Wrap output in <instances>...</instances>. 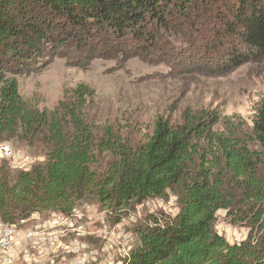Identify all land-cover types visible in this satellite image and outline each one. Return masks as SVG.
<instances>
[{
    "label": "trees",
    "instance_id": "obj_1",
    "mask_svg": "<svg viewBox=\"0 0 264 264\" xmlns=\"http://www.w3.org/2000/svg\"><path fill=\"white\" fill-rule=\"evenodd\" d=\"M197 44L221 50L215 63L229 70L264 59V0H0V141L44 156L14 174L0 164V222L68 217L79 203H92L118 224L170 193L177 213L136 227L138 243L120 264H264V100L251 130L216 111L186 109L175 123L157 119L134 144L110 125L91 124L86 86L41 111L18 92L16 76L55 58L167 62L178 47ZM233 210L242 216L231 224L249 231L229 244L213 226L217 212Z\"/></svg>",
    "mask_w": 264,
    "mask_h": 264
},
{
    "label": "rangeland",
    "instance_id": "obj_2",
    "mask_svg": "<svg viewBox=\"0 0 264 264\" xmlns=\"http://www.w3.org/2000/svg\"><path fill=\"white\" fill-rule=\"evenodd\" d=\"M199 46L178 47L173 52L178 58L167 62L131 57L68 64L55 58L41 70L15 78L22 100L40 111L53 109L76 87H88L93 96L87 101L85 113L91 124L97 129L110 125L134 144L150 136L157 119L175 123L186 109L216 111L222 119L229 118L251 130L258 105L264 100V59L229 70L227 62L215 63L221 50ZM0 144H8L13 151L10 159L0 155V164L5 163L12 174L44 162L41 152L14 141ZM31 158L36 160L31 162ZM260 171L264 174V166ZM239 209L246 207L240 205ZM176 213V198L168 193L166 200L149 199L126 212L118 224L113 222L112 213L92 203H79L68 217L36 215L18 227L43 232L47 238L24 248L35 257L36 263L31 264H120L138 243L136 227L148 217H172ZM241 216L236 210L229 217L225 211L217 212L213 231L229 244L244 241L249 231L245 224H231L233 218ZM261 224L259 237H264V212ZM229 226L237 227L239 234L224 233ZM52 234L56 239H50Z\"/></svg>",
    "mask_w": 264,
    "mask_h": 264
},
{
    "label": "built area",
    "instance_id": "obj_3",
    "mask_svg": "<svg viewBox=\"0 0 264 264\" xmlns=\"http://www.w3.org/2000/svg\"><path fill=\"white\" fill-rule=\"evenodd\" d=\"M0 155L5 159H10L13 157V151L8 144H0ZM35 160L36 158L30 159L31 162ZM62 218L65 217L62 216ZM223 232L231 236L239 234L237 227L234 226L224 228ZM44 237L43 232L24 230L19 228L18 225L8 226L0 222V264H17L18 251L29 246L37 245ZM50 239H55L53 234ZM73 242L76 243L77 240Z\"/></svg>",
    "mask_w": 264,
    "mask_h": 264
},
{
    "label": "crops",
    "instance_id": "obj_4",
    "mask_svg": "<svg viewBox=\"0 0 264 264\" xmlns=\"http://www.w3.org/2000/svg\"><path fill=\"white\" fill-rule=\"evenodd\" d=\"M36 215H33L31 218L34 219ZM30 218V219H31ZM25 223V222H24ZM61 232V231H60ZM55 234V232H53ZM53 234V235H54ZM55 239H56V235H54ZM17 264H31L32 262L36 263L35 261V257L32 255H28V249L24 250V249H20L18 251V255H17ZM19 259V261H18Z\"/></svg>",
    "mask_w": 264,
    "mask_h": 264
}]
</instances>
